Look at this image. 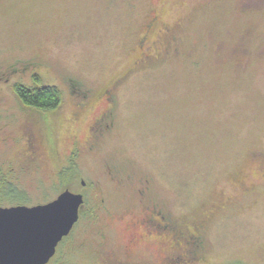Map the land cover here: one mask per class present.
I'll return each instance as SVG.
<instances>
[{
  "label": "rangeland",
  "instance_id": "rangeland-1",
  "mask_svg": "<svg viewBox=\"0 0 264 264\" xmlns=\"http://www.w3.org/2000/svg\"><path fill=\"white\" fill-rule=\"evenodd\" d=\"M68 78L92 89L88 100L70 95ZM18 84L55 85L62 104L38 111ZM108 107L113 132L68 171L96 184L84 210L104 199V232L84 213L49 264H110L120 218L157 204L204 238L193 264H264V0H0V206L64 189L52 160L35 159L38 115L57 123L64 162ZM108 161L131 178L111 180ZM158 251L142 244L130 258L157 262Z\"/></svg>",
  "mask_w": 264,
  "mask_h": 264
},
{
  "label": "flooded vegetation",
  "instance_id": "flooded-vegetation-1",
  "mask_svg": "<svg viewBox=\"0 0 264 264\" xmlns=\"http://www.w3.org/2000/svg\"><path fill=\"white\" fill-rule=\"evenodd\" d=\"M146 42L148 41H145L143 45H146ZM154 46H156V43L151 46L148 45L149 50H153ZM144 53V57L150 56L149 52ZM30 65V63L26 62L25 64L20 65L22 68H20V66H12L10 69L8 68V70H24L30 67ZM38 74L39 73H37V75ZM68 83L70 95H74L83 101L88 100L92 89L84 85L82 81L77 78H68ZM105 93H108V90H105L104 94ZM108 94V100L110 104L113 105V94ZM80 102L78 101L81 105ZM37 118L38 122L36 124L38 127L36 126V128H33V135L36 138L34 146L39 147V152L37 151V156L35 158L36 161L43 160V158L39 156L41 154H43L45 158L48 157V159H51L57 167V176L62 181L64 187L62 191L69 189L74 193L82 194L84 198V202L80 207L78 221L74 224L70 233L65 236L59 244L62 245L63 242H66V240L72 236L76 226L82 221L84 213H86L84 221L95 222L97 231L103 234L105 225L103 223H101V225L98 224L99 221L101 222V212L105 208V205L102 202L104 199L99 202H97V200L90 207H88L86 212L84 210L89 198L88 193H95L96 195V191L98 189L96 184L89 186L85 179L81 177H75L74 181L70 182L71 174H69L68 171L69 167H71L69 164L73 163L74 165H77V160L82 156V154L93 152L100 145V143L107 139L113 132L115 125L113 108L111 107L110 109L108 107L96 118V120H92L87 127V136L83 142L79 141L76 137L72 138L71 147L69 153L67 154L68 158H66L64 162L61 160L60 155V140L57 141L51 138L58 129L57 123L52 122V120H43L44 118L41 115H38ZM41 145L43 148L40 147ZM106 166L108 167L109 174L111 175V180L123 184V182H126L128 178H131L130 175H127V178L124 177V175H121L116 166L112 162L110 163V161L106 163ZM78 179L80 180L78 181ZM150 186L151 183L149 179L141 180V186H138L137 188V192L141 196V202L144 201V196L148 195V192L151 189ZM120 221L124 223L123 230L126 236L124 237L125 240L123 241L122 248H112V256L109 257L108 260H104L110 264H193L198 259V253L204 245V238L201 234L193 233L191 235H187L184 233L180 227V220L166 214L162 207L158 204L147 205L145 207V211L141 214H132L128 217L124 216L120 218ZM83 243L84 240L82 239H77L73 242L75 247H80ZM142 244L147 245L148 248L156 244L159 248L158 254L161 260L159 258V261L157 262L153 260H131L130 257L132 256L133 249ZM122 253L127 255V257L120 255ZM49 263L50 261L47 264Z\"/></svg>",
  "mask_w": 264,
  "mask_h": 264
},
{
  "label": "water",
  "instance_id": "water-1",
  "mask_svg": "<svg viewBox=\"0 0 264 264\" xmlns=\"http://www.w3.org/2000/svg\"><path fill=\"white\" fill-rule=\"evenodd\" d=\"M83 202L82 194L65 189L46 203L0 206V264H47Z\"/></svg>",
  "mask_w": 264,
  "mask_h": 264
},
{
  "label": "trees",
  "instance_id": "trees-1",
  "mask_svg": "<svg viewBox=\"0 0 264 264\" xmlns=\"http://www.w3.org/2000/svg\"><path fill=\"white\" fill-rule=\"evenodd\" d=\"M14 89L25 105L38 111H54L62 104V92L55 85L28 87L18 84Z\"/></svg>",
  "mask_w": 264,
  "mask_h": 264
}]
</instances>
